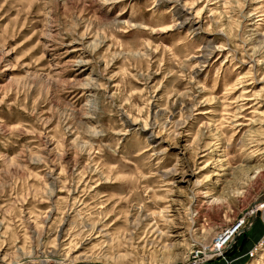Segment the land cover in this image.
<instances>
[{"label": "rangeland", "instance_id": "obj_1", "mask_svg": "<svg viewBox=\"0 0 264 264\" xmlns=\"http://www.w3.org/2000/svg\"><path fill=\"white\" fill-rule=\"evenodd\" d=\"M263 193L264 0H0V264H264Z\"/></svg>", "mask_w": 264, "mask_h": 264}, {"label": "built area", "instance_id": "obj_2", "mask_svg": "<svg viewBox=\"0 0 264 264\" xmlns=\"http://www.w3.org/2000/svg\"><path fill=\"white\" fill-rule=\"evenodd\" d=\"M237 222H235L229 230H221L215 234V241L211 242V245L208 247L207 251H205L207 253L206 256L209 257L218 252L220 248L232 238L233 233L241 226L243 220H240L238 223Z\"/></svg>", "mask_w": 264, "mask_h": 264}, {"label": "water", "instance_id": "obj_3", "mask_svg": "<svg viewBox=\"0 0 264 264\" xmlns=\"http://www.w3.org/2000/svg\"><path fill=\"white\" fill-rule=\"evenodd\" d=\"M262 198H264V193L263 194H261L260 196H258V198H257V200L256 201H260ZM253 214H252V217H251V220H253Z\"/></svg>", "mask_w": 264, "mask_h": 264}]
</instances>
